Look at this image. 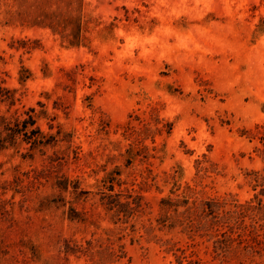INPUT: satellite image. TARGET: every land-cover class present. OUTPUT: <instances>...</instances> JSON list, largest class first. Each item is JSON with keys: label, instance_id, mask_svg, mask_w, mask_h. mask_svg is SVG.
I'll return each instance as SVG.
<instances>
[{"label": "rangeland", "instance_id": "1", "mask_svg": "<svg viewBox=\"0 0 264 264\" xmlns=\"http://www.w3.org/2000/svg\"><path fill=\"white\" fill-rule=\"evenodd\" d=\"M0 264H264V0H0Z\"/></svg>", "mask_w": 264, "mask_h": 264}]
</instances>
